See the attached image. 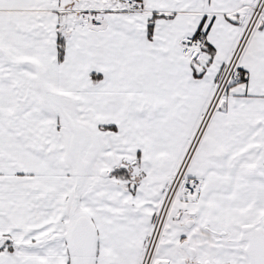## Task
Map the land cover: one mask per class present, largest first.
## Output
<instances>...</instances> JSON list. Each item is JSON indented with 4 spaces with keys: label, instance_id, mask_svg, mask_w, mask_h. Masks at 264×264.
<instances>
[{
    "label": "snow or ice",
    "instance_id": "6c2138e0",
    "mask_svg": "<svg viewBox=\"0 0 264 264\" xmlns=\"http://www.w3.org/2000/svg\"><path fill=\"white\" fill-rule=\"evenodd\" d=\"M0 264H264V0H0Z\"/></svg>",
    "mask_w": 264,
    "mask_h": 264
}]
</instances>
